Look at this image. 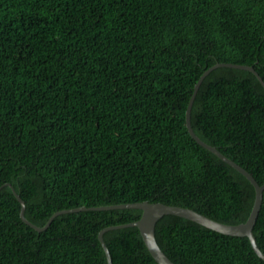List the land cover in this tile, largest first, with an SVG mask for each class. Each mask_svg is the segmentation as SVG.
I'll use <instances>...</instances> for the list:
<instances>
[{
  "label": "trees",
  "instance_id": "16d2710c",
  "mask_svg": "<svg viewBox=\"0 0 264 264\" xmlns=\"http://www.w3.org/2000/svg\"><path fill=\"white\" fill-rule=\"evenodd\" d=\"M217 62L264 81V0H0V264H108L99 230L142 210L90 206L147 200L244 222L253 184L185 125ZM190 123L264 182L252 71L211 68ZM12 187L31 223L58 213L34 229ZM252 232L264 252V189ZM103 239L112 264H158L134 225ZM155 239L175 264H264L247 236L178 214L157 219Z\"/></svg>",
  "mask_w": 264,
  "mask_h": 264
},
{
  "label": "water",
  "instance_id": "95a60500",
  "mask_svg": "<svg viewBox=\"0 0 264 264\" xmlns=\"http://www.w3.org/2000/svg\"><path fill=\"white\" fill-rule=\"evenodd\" d=\"M221 65H227V66H236L239 68H244L252 71L260 80L261 84L264 86V81L258 74V72L253 68L252 65H245V64H237V63H228V62H217L208 69H206L198 78L197 82L194 84L193 87V92L189 98L188 105L185 110V125L187 127V130L189 131L190 135L200 144L203 146L207 147L211 151H213L215 154L220 156L223 160H225L227 163L232 165L235 169L239 170L241 173H243L253 184L254 189H255V196H254V201L253 205L251 207L250 213L247 217V219L244 222H239L237 224H230V223H223L221 221H217L205 214H202L192 208L189 207H183V206H178V205H170V204H165L162 202H149L147 200L143 201H134V202H125V203H120V204H112V205H102V206H90L92 208H109V207H136L140 208L142 210L141 215L138 219L128 222V223H123V224H117V225H107L101 228L98 232V239L102 244V247L105 251L106 254V259L108 264H112L111 257L109 254V250L104 242L103 239V233L105 230L109 228H114V227H123V226H128V225H134L138 227L140 234L145 242V245L150 252V254L153 256V258L157 261L158 264H175L160 248L158 245L156 239H155V224L157 219L162 216L165 213H173V214H178L187 218H190L194 221H197L209 228H212L216 231L226 233V234H231V235H243L247 236L248 239L250 240L251 246L255 253L264 259V252L261 251V249L258 247L255 237L252 232V228L258 213V210L261 205V200H262V191L264 189V182L262 184H259L252 174L247 171L245 168H243L240 164L236 163L232 159L228 158L224 154H222L219 150H217L214 146L207 144L203 140H201L197 134L193 131V128L190 123V110H191V105L193 102V99L195 97V93L197 91V88L199 86V83L203 76L213 67L216 66H221ZM10 185V183H6ZM12 190L16 196V198L20 202V210H19V215L20 218L33 227L36 230H41L44 229L51 221V219L58 213L57 211L54 212L53 214L50 215L48 220L43 226H37L33 223H31L25 216H24V202L14 190L12 187ZM86 206H79L76 208H72L75 210L78 209H85ZM72 209H63L60 210L61 212L64 211H70Z\"/></svg>",
  "mask_w": 264,
  "mask_h": 264
}]
</instances>
